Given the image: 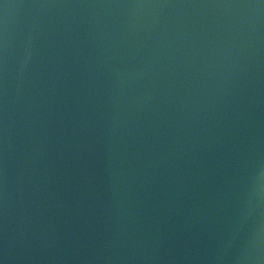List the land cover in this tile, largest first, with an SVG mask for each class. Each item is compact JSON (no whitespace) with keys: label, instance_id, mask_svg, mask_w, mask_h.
I'll return each instance as SVG.
<instances>
[{"label":"water","instance_id":"95a60500","mask_svg":"<svg viewBox=\"0 0 264 264\" xmlns=\"http://www.w3.org/2000/svg\"><path fill=\"white\" fill-rule=\"evenodd\" d=\"M0 264H264V0H0Z\"/></svg>","mask_w":264,"mask_h":264}]
</instances>
